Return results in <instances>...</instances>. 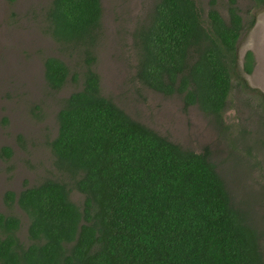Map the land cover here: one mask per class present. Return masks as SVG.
<instances>
[{
    "label": "trees",
    "instance_id": "trees-1",
    "mask_svg": "<svg viewBox=\"0 0 264 264\" xmlns=\"http://www.w3.org/2000/svg\"><path fill=\"white\" fill-rule=\"evenodd\" d=\"M208 2L203 9L199 0L155 1L131 35L135 78L216 116L236 81L258 94L264 111V94L242 74L252 72L253 52L240 64L237 45L264 0H254L247 24L235 0L226 19ZM44 16V32L82 54L84 66L75 73L59 57L43 60L49 88L70 76L80 86L57 111L49 141L59 173L5 194L28 218V242L17 235L20 218L0 213V264H264L262 233L232 203L209 149L184 148L103 94L93 53L101 0H51Z\"/></svg>",
    "mask_w": 264,
    "mask_h": 264
},
{
    "label": "rangeland",
    "instance_id": "rangeland-1",
    "mask_svg": "<svg viewBox=\"0 0 264 264\" xmlns=\"http://www.w3.org/2000/svg\"><path fill=\"white\" fill-rule=\"evenodd\" d=\"M51 0H0V212L21 220L17 231L27 244L25 213L16 203L6 206L3 195L37 184L59 173L53 165L49 141L57 131L56 114L64 99L80 86L70 76L62 88H49L43 60L56 56L71 72L84 66L83 55L66 50L45 33V11ZM156 0H101L99 37L93 47L94 68L103 94L132 118L153 128L184 148L207 147L210 160L225 180L232 203L262 233L264 248V111L256 92L233 81L219 116L198 106H183L181 96L155 91L135 78L134 30L146 23ZM203 9L209 0H199ZM245 24L255 9L254 0H235ZM228 0H216L227 18ZM259 9V10H258ZM255 11V24L241 34L239 61L251 50L254 65L246 78L264 94V7ZM243 73V72H242ZM11 150L10 155L3 148ZM70 198L82 195L71 189Z\"/></svg>",
    "mask_w": 264,
    "mask_h": 264
},
{
    "label": "flooded vegetation",
    "instance_id": "flooded-vegetation-1",
    "mask_svg": "<svg viewBox=\"0 0 264 264\" xmlns=\"http://www.w3.org/2000/svg\"><path fill=\"white\" fill-rule=\"evenodd\" d=\"M253 14H254V10L252 11V13H251V18H252V16H253ZM222 16V15H221ZM223 17V16H222ZM223 18H225V17H223ZM226 19V18H225ZM255 24V23H254ZM240 38H241V36H240ZM240 38H239V41H240ZM239 41H238V56L240 57V55H239ZM247 51H245V53H246ZM245 53H244V55H245ZM243 59H244V56H243ZM243 76L245 77V79H246V81L248 82V80H247V78H246V72H244L243 71ZM248 85H249V82H248ZM258 90V89H257ZM253 92H255V91H253ZM261 92V91H260ZM23 190V189H22ZM9 191H11V190H8V191H6L5 193H4V195H3V200H4V202H5V205L6 206H8L9 205V203H7L6 201H5V194L7 193V192H9ZM21 191V190H20ZM20 191H18V193L20 192ZM13 192V191H12ZM18 193H15V194H18ZM1 213V212H0ZM3 214H6V213H3Z\"/></svg>",
    "mask_w": 264,
    "mask_h": 264
}]
</instances>
